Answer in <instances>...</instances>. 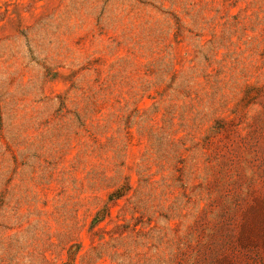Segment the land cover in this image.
I'll list each match as a JSON object with an SVG mask.
<instances>
[{
    "label": "rangeland",
    "instance_id": "374dc122",
    "mask_svg": "<svg viewBox=\"0 0 264 264\" xmlns=\"http://www.w3.org/2000/svg\"><path fill=\"white\" fill-rule=\"evenodd\" d=\"M0 264H264V0H0Z\"/></svg>",
    "mask_w": 264,
    "mask_h": 264
},
{
    "label": "trees",
    "instance_id": "16d2710c",
    "mask_svg": "<svg viewBox=\"0 0 264 264\" xmlns=\"http://www.w3.org/2000/svg\"><path fill=\"white\" fill-rule=\"evenodd\" d=\"M116 196H118V193H116L115 195H113V196H112V199H113V198H116ZM117 198H119V197H117ZM101 215H102V213L97 214V216H96L95 219H94V223H99V222H100V221L98 220V218H99Z\"/></svg>",
    "mask_w": 264,
    "mask_h": 264
}]
</instances>
